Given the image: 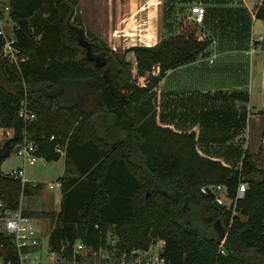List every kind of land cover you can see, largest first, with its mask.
Instances as JSON below:
<instances>
[{"label": "trees", "instance_id": "1", "mask_svg": "<svg viewBox=\"0 0 264 264\" xmlns=\"http://www.w3.org/2000/svg\"><path fill=\"white\" fill-rule=\"evenodd\" d=\"M78 6L79 0H9L17 64L2 56L6 41L0 36V129L15 132L0 146V166L25 131L38 141L39 157L57 161V148L66 151L61 209L49 215L50 251L80 262L77 243L87 254L147 250L161 239L166 264H264V168L254 165L249 152L240 168L209 157L196 131L158 127L152 115L137 113L167 72L205 57L210 42L192 30L154 47L129 49L136 76L148 80L141 87L133 63L84 29ZM257 18L264 21V1ZM157 65L160 74L153 76ZM90 85L97 100L82 105L77 96ZM23 101L37 116L32 124L19 117ZM98 118L109 127L105 136ZM141 130L150 132L152 142L141 140ZM257 173L260 180L253 179ZM241 183L248 189L236 200ZM211 185L226 187L230 207L217 209V196L202 193ZM41 186L22 185L0 170V200L12 210ZM0 242V260L18 264L12 239L1 236Z\"/></svg>", "mask_w": 264, "mask_h": 264}, {"label": "crops", "instance_id": "2", "mask_svg": "<svg viewBox=\"0 0 264 264\" xmlns=\"http://www.w3.org/2000/svg\"><path fill=\"white\" fill-rule=\"evenodd\" d=\"M263 1L252 8L246 0H88V9L76 16L87 32L117 52L154 47L196 30L199 40L210 42L207 55L167 72L137 105V113L152 115L158 127L196 131L200 150L209 157L240 168L249 152L263 169L264 21L257 18ZM197 5L206 12L201 24L192 14ZM78 7H84L83 0ZM102 120L96 121L105 136L109 127ZM3 130L11 139L13 129ZM253 179L260 180L261 174Z\"/></svg>", "mask_w": 264, "mask_h": 264}, {"label": "built area", "instance_id": "3", "mask_svg": "<svg viewBox=\"0 0 264 264\" xmlns=\"http://www.w3.org/2000/svg\"><path fill=\"white\" fill-rule=\"evenodd\" d=\"M9 13V9L0 11V36H2L6 43L2 50V56L7 58L10 62L17 64L18 63V54L19 51L13 47L14 43V35L11 33L10 35L6 33L5 26H1V21L4 18L1 17V14L4 15V12ZM205 8L200 5L194 6L192 8V14L194 15V19L197 23L201 24L205 18ZM216 56H213L209 61L214 63ZM134 72V80H139L137 84L141 87H145L148 84V80L146 77L138 78L136 76L137 69L136 67L133 70ZM160 74V66H154L152 69V75L158 76ZM19 117L23 119L26 124H32L37 119L36 114L31 111L28 107L26 101H23L21 104V109L19 111ZM1 128L0 130H2ZM14 132V130H13ZM15 133V132H14ZM14 137V134L11 138ZM54 139V137L52 138ZM17 153L25 159V162L35 165L39 158V143L36 141L33 136L28 132H24L23 141L18 143L16 148ZM57 152L60 155H66L65 148L58 147ZM8 177L19 180L22 185L31 184L33 187L38 186L39 182H31L25 177L24 169L12 170L8 174ZM56 187L62 189V182L59 181L57 184H49V188L51 190L56 189ZM248 189L246 183H241L238 190L237 199H242ZM202 193L208 194L213 193L217 196V200H219L222 204L223 201L220 198L221 195H225L227 197V189L223 185H211L208 187H203L201 189ZM233 202V201H232ZM3 236L5 238L12 239L13 244L15 245L18 254H19V263L18 264H43L45 263L43 256L36 254L39 249H41L42 241L40 229L38 226H35L34 219L24 213V210L21 208L17 210H12L6 206V204L0 200V237ZM164 240L152 241L151 246L147 250H138L134 249L131 251H121L117 250H108L101 249L95 252L87 253L90 255V260H97L98 258L104 259L108 262L113 261V264H166L165 258L162 256L165 248ZM224 241L222 242L221 248H223ZM2 243L0 242V248L2 247ZM86 250L85 246L82 243H77L74 248L75 256H82L83 252ZM50 251V249H49ZM222 254H226L225 250L222 249ZM114 256L117 258L115 259ZM49 262L48 264H72L77 263L76 260H69L67 258H63L62 254H58L55 252H51L48 255ZM115 259V260H114ZM0 264H15L13 262L4 263L0 260Z\"/></svg>", "mask_w": 264, "mask_h": 264}, {"label": "rangeland", "instance_id": "4", "mask_svg": "<svg viewBox=\"0 0 264 264\" xmlns=\"http://www.w3.org/2000/svg\"><path fill=\"white\" fill-rule=\"evenodd\" d=\"M247 4L254 8V5H258L262 2V0H246ZM9 0H0V11L3 9L5 10ZM84 7H78V14L83 13L86 9H88V0H83ZM3 7V8H1ZM5 8V9H4ZM4 18L1 21V26H5V31L9 35L12 33L14 24L9 19V13L4 12V15L1 14V17ZM5 22V23H4ZM88 31V27H84ZM91 38V37H89ZM121 55L125 56L126 59L130 62H133L134 55L133 52H128V50L123 49L118 51ZM134 70V69H133ZM134 72V71H133ZM139 82V80H135ZM9 90H13L15 85L8 84L7 85ZM152 120V119H151ZM5 130H0V146L2 143L8 139L4 137ZM142 131V130H141ZM101 132V130H100ZM147 130L146 133L142 131L141 133V140H145L146 142H152L151 134ZM10 137L13 136L9 135ZM10 139V138H9ZM24 169L25 170V177L31 182H39L41 183V187L37 192H31L23 197L22 205L31 213L32 218L34 219L35 226L40 229L41 234V241L42 246L41 249L36 253L39 256L42 255L45 263L48 264L49 258L48 255L50 254L49 251V236L54 226L52 219L49 217L50 213H58L61 204H62V197L63 191L60 188L56 187V189L51 190L49 188V184H57L59 180L62 178L64 173L66 172V159L65 155H61L59 160L55 161H48L43 157H39L37 163L35 165H31L25 162V159L21 157L17 150L15 149L12 155L6 159L0 166V170L2 173L8 174L12 170L17 169ZM220 198L224 202L222 205L226 207H230L232 201L225 195H221ZM231 202V203H230ZM112 245L116 244V237L112 236ZM82 260L77 263L72 264H113V261H106L104 259L98 258L97 260H90V255L86 254L85 251L82 254ZM116 259L117 257L114 256ZM114 259V260H115ZM73 261V260H71Z\"/></svg>", "mask_w": 264, "mask_h": 264}, {"label": "flooded vegetation", "instance_id": "5", "mask_svg": "<svg viewBox=\"0 0 264 264\" xmlns=\"http://www.w3.org/2000/svg\"><path fill=\"white\" fill-rule=\"evenodd\" d=\"M110 71V69H109ZM108 71V73H109ZM77 100L79 102L82 103V105L85 104L86 101H89L91 103L95 102L97 100V96L96 94L94 93V90L93 88L91 87V85L89 86V88L81 91L78 96H77ZM90 104V103H89Z\"/></svg>", "mask_w": 264, "mask_h": 264}, {"label": "water", "instance_id": "6", "mask_svg": "<svg viewBox=\"0 0 264 264\" xmlns=\"http://www.w3.org/2000/svg\"><path fill=\"white\" fill-rule=\"evenodd\" d=\"M59 95H60V93L55 94L54 96H55V97H58ZM214 206H215L217 209H219V208L222 206V203H221L219 200H216V201H214ZM193 232H194L195 234H197V231L194 230V229H193Z\"/></svg>", "mask_w": 264, "mask_h": 264}, {"label": "bare ground", "instance_id": "7", "mask_svg": "<svg viewBox=\"0 0 264 264\" xmlns=\"http://www.w3.org/2000/svg\"><path fill=\"white\" fill-rule=\"evenodd\" d=\"M5 23V22H4Z\"/></svg>", "mask_w": 264, "mask_h": 264}]
</instances>
